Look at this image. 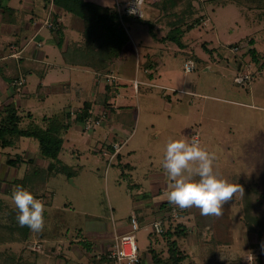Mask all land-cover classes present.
<instances>
[{"label":"rangeland","instance_id":"1","mask_svg":"<svg viewBox=\"0 0 264 264\" xmlns=\"http://www.w3.org/2000/svg\"><path fill=\"white\" fill-rule=\"evenodd\" d=\"M246 4V7L230 2L206 5L200 11L203 16L200 26L187 31L181 27L183 48L161 40L170 29L167 21L171 18L161 20L159 27L153 25L155 36L145 23L148 7L144 8L143 19L127 25L130 40L122 48L120 59L107 73L101 71L96 75L97 87L94 88L92 73L62 66L53 69L61 76L59 80L83 88L82 99L75 100L76 103L74 90L69 94L39 96L40 79L36 75L26 74L25 88L12 93L7 88V79L14 71L0 73V91L6 89L16 99L23 118L21 126L31 121L42 125L44 116L65 110L69 103L82 105L83 99L92 97L86 95L93 88L102 94H95L90 100H100L92 109L89 120L92 127L86 129L73 123L64 136L58 164L66 172L52 175L41 193L45 227L40 233L31 231L30 240L69 238L80 228L84 235H96L105 225L112 228V224L115 227V223L129 220V214L134 212L138 221L145 224L134 235L141 264L149 259L150 247L163 256L167 254L164 239L150 236L149 224L160 218L165 225L172 219V225L187 226L189 233L178 239L180 249L187 254L184 264H255L264 242V230L258 237L248 230L243 218L248 208L264 216V200L262 206H246V201L259 200L258 193H264V0H247ZM184 7L180 3L175 10ZM12 28L0 26V42L6 41ZM235 45L242 47L235 54L229 53ZM250 47L257 49L258 64L248 56L246 49ZM189 61L194 68L185 72L184 65ZM240 74H249V80L236 84L233 78ZM105 93L115 95L107 106L101 103ZM8 100L6 97L0 102L1 109ZM124 104L132 105L135 115L133 126L125 125L126 128L116 117ZM170 138L198 141L202 148L214 153V171L220 178L251 193L243 196L236 193L224 206L223 215L212 216L213 225L206 226L200 238L194 222L199 209L181 210L165 197L169 180L161 161ZM114 143H122L116 153ZM37 151L38 141L23 136L15 148L4 150L6 155L0 150V213L6 224L14 216L11 191L20 185L14 180H19L24 165L9 166L5 161L18 155L34 158L36 164H41ZM138 207L140 214L134 210ZM171 208L176 209L177 218L171 215ZM211 239L213 253L209 250ZM39 244L25 242L23 249L39 252ZM22 246L15 242L0 243V260L7 252L18 253Z\"/></svg>","mask_w":264,"mask_h":264},{"label":"trees","instance_id":"2","mask_svg":"<svg viewBox=\"0 0 264 264\" xmlns=\"http://www.w3.org/2000/svg\"><path fill=\"white\" fill-rule=\"evenodd\" d=\"M247 0H144L145 10L147 7H151L157 10L162 15H173L171 21L168 22L170 27L166 35L161 40H168L174 42L179 48H183V44L180 39L182 37L183 30L181 27H185V30H191L196 26L202 24V15L200 11L205 9L207 4L225 5L227 3H235L238 6L246 7ZM52 4L58 9L63 10L66 13L78 18L82 23L81 38L78 41H69L65 46H62L63 36L60 24L58 23V29L56 33L58 40L56 46L61 49V55L63 61L68 66H77L89 68L98 75V72L109 71L108 69L113 65L122 55V48L129 42L128 28L130 23L142 20L143 18H136L125 14H119L114 7L106 6L90 1V0H51ZM182 3L185 7L179 10H175L178 4ZM196 5V8L194 7ZM249 7V6H248ZM2 15L4 21L8 15L9 8L2 7ZM147 8V9H146ZM55 20V19H54ZM145 23L152 31L153 24L150 19H146ZM50 30V29H49ZM155 32V31H154ZM156 36V32L154 33ZM250 44H253V40H249ZM248 43V44H249ZM237 49L242 45H235ZM63 48V50H62ZM236 49V50H237ZM247 50L250 60L254 64L259 63V56L255 47H250ZM230 53V52H229ZM237 53V52H236ZM232 54V53H231ZM263 65V64H260ZM235 77V76H234ZM24 77L11 76L7 79L9 87L14 80ZM25 80V79H24ZM23 80V81H24ZM234 81V78H233ZM237 84V83H236ZM24 84L21 85L20 91L24 88ZM107 88V86H105ZM12 93L17 89L11 87ZM18 91V90H17ZM100 92L96 93V95ZM103 100L101 103L104 106L111 103L115 99L111 93L103 94ZM9 100L2 109L0 108V150L1 153L7 148H15L20 138H34L38 141V151L36 152L37 158L41 160V164H36L34 158L24 159L18 155L14 158H7L5 163L9 166L19 167V164L24 165V170L21 177L17 181L18 184L30 191L36 198L41 197L46 190V184L50 177L55 173L66 172L63 166L59 163V154L62 150L64 142V135L67 133L71 126L70 118L72 114L70 112H59L52 116H44L42 118V125L35 123L34 121L28 122L26 126H21L22 116L19 114L17 101L10 95ZM99 101V102H98ZM83 101L81 107L74 111L73 123H80L84 125L88 119L92 116V109L97 103L99 105L100 100ZM121 109L117 113V121L125 125L133 126L135 122L134 107L132 105H122ZM244 194H251L244 191ZM40 195V196H39ZM259 200L251 199L246 201L247 204L262 206L264 200V193H258ZM167 203V202H166ZM166 204H162V207ZM254 207V206H253ZM251 208V207H250ZM14 216L11 215V223L6 224L2 221L0 213V243H20L22 246L21 251L24 248L25 242L30 240L31 230L25 226L21 227L16 221L17 209L13 208ZM1 212V209H0ZM182 213V212H181ZM248 230L256 232L258 237L261 236V232L264 230V216L252 213L248 208L247 215L244 216ZM212 216H202L200 213L195 218V232L200 238L201 232L206 226L213 225ZM189 233L187 226L183 223L172 225V219H168L165 225L164 231L161 234L151 232V237L161 236L167 246L166 256L153 249L149 248L150 261L152 264H184V260L187 258V254L180 249L179 241L182 236L185 237ZM203 244V243H202ZM214 242L211 239L209 244V250H212ZM151 245V244H150ZM264 245V242L263 244ZM257 246H252L254 249ZM210 254V256L212 255ZM18 253L7 252L2 255L0 264H20L21 259L17 255ZM255 264H264V248H260V252L256 256Z\"/></svg>","mask_w":264,"mask_h":264},{"label":"crops","instance_id":"3","mask_svg":"<svg viewBox=\"0 0 264 264\" xmlns=\"http://www.w3.org/2000/svg\"><path fill=\"white\" fill-rule=\"evenodd\" d=\"M90 1H94L96 3L99 2V4L102 5L112 6L115 0ZM0 4L2 7L10 9L7 11L9 16H7L6 21H4L2 15L3 9L0 8V26L4 25L13 27V32L11 31V34L7 35L6 41L4 43L0 42L1 74L11 70L14 71L12 76L15 78L24 77V79L26 78V74H29L30 76L36 75L40 79V82L38 83V90L40 91L38 94L39 96L43 93H45V95L42 97H47L49 94H69L74 90V102L75 100L78 102L81 101L83 88L80 86L73 87L67 81L59 80L61 77L59 73L53 72L55 67L61 68L62 66V68H70V70L73 71L80 70L82 73H92L93 85H95L94 88L97 87L96 73L91 69L68 66L64 63L62 55L60 54L61 49L56 46L58 36L55 32L46 28L43 24L47 15L51 14L52 18L60 24L63 36L62 46L65 49V46L70 40L78 41L81 38L80 32L82 30V23L78 18L64 12L61 9H58L52 4L51 0H0ZM147 15L153 25L155 23L157 24L156 27H159L158 23L163 22L161 20H164V18H168L170 20L173 16L162 15V13H159L151 7H148ZM57 55H59L60 58H58ZM47 80L49 84H46ZM62 84H65V86L60 89V85ZM7 88L12 91L9 85H7ZM94 88L90 95H86L92 97L89 99H83L82 103L83 101H90L93 99V95L96 94ZM10 93H8V90L6 91V89L0 91V102L4 101L6 97L12 94ZM70 105V103L66 105L64 108L65 110L61 112H69L67 110L71 109L72 111L70 113L74 116V111L78 110L81 105ZM72 116L70 118L71 126L73 124ZM75 124L78 123L76 122ZM118 129L121 130L122 128ZM66 134L67 133H65V135ZM65 140L66 139L64 137V142ZM67 141H69V139H67ZM132 210L133 209H131V211ZM134 210L138 214L141 213V209L139 207L134 208ZM141 225L144 226L145 224L141 223ZM128 229L129 220L125 219L124 221H119L117 224L115 223V227L112 224V228L105 225L104 228L101 229V232H97L96 235L89 233H87L88 235H84L81 233L82 229L80 228L74 236L69 238L66 237L64 239L49 240L39 237L38 239L28 241L40 243L39 245L41 246V250H39V252H31L25 248L22 250L23 252L20 249L17 255L21 259L20 264H112L107 259L106 254L111 247L112 237L114 234L113 231L116 230L119 233H125ZM146 261L147 262L145 264H152L150 257L149 259H146ZM138 262L139 263L137 264H141V259Z\"/></svg>","mask_w":264,"mask_h":264},{"label":"clouds","instance_id":"4","mask_svg":"<svg viewBox=\"0 0 264 264\" xmlns=\"http://www.w3.org/2000/svg\"><path fill=\"white\" fill-rule=\"evenodd\" d=\"M139 3L140 0H134V6L128 10L130 15L136 13ZM214 160V153L202 148L198 141L170 138L161 161L169 180L167 201L181 210L196 207L202 216L223 215L224 206L236 193L243 196L244 190L239 184L220 178L214 171ZM11 201L17 209L19 226H27L34 233L44 230L45 205L41 200L16 185L11 191Z\"/></svg>","mask_w":264,"mask_h":264},{"label":"built area","instance_id":"5","mask_svg":"<svg viewBox=\"0 0 264 264\" xmlns=\"http://www.w3.org/2000/svg\"><path fill=\"white\" fill-rule=\"evenodd\" d=\"M134 6V0H115L114 1V7L116 8L117 12L119 14H125L128 16H133L136 18H143L144 17V7H145V2L144 0H140L138 10L134 15L129 14V8ZM44 25L46 28L50 30L56 31L59 27L58 22L52 18L51 14H48L47 17L43 21ZM237 48L234 47L230 49V53L235 54ZM194 65L192 62H186L184 65V70L185 72H190L193 70ZM114 78V76H112ZM24 79L20 78L17 80H14L11 83V87L16 88L17 90L20 89L21 85L24 84ZM249 80V74H240V75H235L234 77V82L237 84H243L246 83ZM134 87H137L138 83L136 80L133 82ZM86 121L84 124V127L86 129H89L92 127L91 123ZM94 124H98L97 122H94ZM122 143H114L113 148L114 152H118L119 149L121 148ZM42 201V198H37ZM171 215L175 218L178 217V214L176 212L175 208H171ZM151 232L156 234H161L164 231L165 228V223L164 220L161 218L158 220H155L149 224ZM141 227V223L138 221V218L136 214L133 212L129 216V229L125 233H118L117 231H114L113 237H112V243L109 251L107 252V259L112 263V264H137L140 261V256L138 252V248L136 245V240H135V231H137ZM38 245V244H36ZM34 247H32L33 249ZM135 257L134 260L130 259L131 257Z\"/></svg>","mask_w":264,"mask_h":264}]
</instances>
